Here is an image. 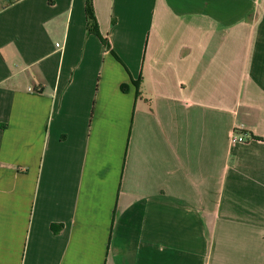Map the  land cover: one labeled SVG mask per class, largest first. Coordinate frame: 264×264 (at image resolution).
<instances>
[{
	"label": "crops",
	"instance_id": "0c3cea01",
	"mask_svg": "<svg viewBox=\"0 0 264 264\" xmlns=\"http://www.w3.org/2000/svg\"><path fill=\"white\" fill-rule=\"evenodd\" d=\"M93 8L0 0V264H264V0Z\"/></svg>",
	"mask_w": 264,
	"mask_h": 264
},
{
	"label": "trees",
	"instance_id": "16d2710c",
	"mask_svg": "<svg viewBox=\"0 0 264 264\" xmlns=\"http://www.w3.org/2000/svg\"><path fill=\"white\" fill-rule=\"evenodd\" d=\"M87 22H88V32L90 34H95L100 36L99 25L95 17L94 8H93V0H87ZM105 42L106 45L109 46L107 40H105ZM137 86H139V84H137ZM123 90H125V87H123Z\"/></svg>",
	"mask_w": 264,
	"mask_h": 264
},
{
	"label": "built area",
	"instance_id": "2783aa9c",
	"mask_svg": "<svg viewBox=\"0 0 264 264\" xmlns=\"http://www.w3.org/2000/svg\"><path fill=\"white\" fill-rule=\"evenodd\" d=\"M18 1L19 0H5V2L7 4H14V3H16ZM231 138H232L233 142L243 143L245 141V137L242 136V135H238V133H236V131L232 133V137Z\"/></svg>",
	"mask_w": 264,
	"mask_h": 264
}]
</instances>
